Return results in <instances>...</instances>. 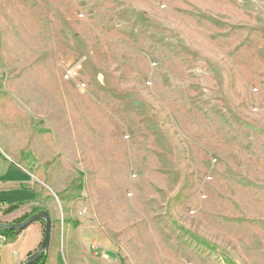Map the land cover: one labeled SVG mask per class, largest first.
<instances>
[{"label":"rangeland","instance_id":"1","mask_svg":"<svg viewBox=\"0 0 264 264\" xmlns=\"http://www.w3.org/2000/svg\"><path fill=\"white\" fill-rule=\"evenodd\" d=\"M0 81L120 211L136 264H264V0H0ZM11 167L0 183L30 181Z\"/></svg>","mask_w":264,"mask_h":264},{"label":"crops","instance_id":"2","mask_svg":"<svg viewBox=\"0 0 264 264\" xmlns=\"http://www.w3.org/2000/svg\"><path fill=\"white\" fill-rule=\"evenodd\" d=\"M52 3L57 8L58 0ZM33 84L42 86L41 81ZM47 86L52 88L49 83ZM0 91L3 92L0 95V176H8L11 166L21 164L28 166L31 176L24 184L8 179L0 183V188L6 190L15 188L31 193V197L16 205L8 206L6 201H0V205L3 203L6 209L19 207L18 211L25 214L34 207L49 211L53 232L46 264H136L127 240L123 239L124 226L117 218H108V215H121L120 211L97 207L95 198L88 196L90 192L84 180L78 179L77 157L64 149L66 145L54 130L37 125L36 120H44L42 113L33 111L32 114L19 107L18 98L6 96V83L1 81ZM22 98L28 100L25 96ZM49 100L53 99H48V103ZM34 224L32 240L24 250L19 247L22 252L15 264H22L42 242L44 228L40 222ZM25 231L6 245L21 244Z\"/></svg>","mask_w":264,"mask_h":264},{"label":"water","instance_id":"3","mask_svg":"<svg viewBox=\"0 0 264 264\" xmlns=\"http://www.w3.org/2000/svg\"><path fill=\"white\" fill-rule=\"evenodd\" d=\"M37 222L45 223L42 242L39 248L31 256H28L22 264H34L35 262L40 260L42 256L48 254L51 246L53 232V220L49 211H41L22 223H0V230L15 231L21 234L28 227Z\"/></svg>","mask_w":264,"mask_h":264},{"label":"trees","instance_id":"4","mask_svg":"<svg viewBox=\"0 0 264 264\" xmlns=\"http://www.w3.org/2000/svg\"><path fill=\"white\" fill-rule=\"evenodd\" d=\"M18 207H10L4 214L8 215L13 213L15 210H17ZM46 210L43 207H34L29 213H26L23 217H21L19 220L15 221L14 223H22L32 217L33 215ZM43 226L45 227V223L40 222ZM19 236L18 232L15 231H7V230H0V237L4 238L6 241H12L15 240ZM34 253V252H33ZM33 253H30L28 256H31ZM48 260V254H45L44 256L41 257L40 260L35 262L34 264H46Z\"/></svg>","mask_w":264,"mask_h":264},{"label":"built area","instance_id":"5","mask_svg":"<svg viewBox=\"0 0 264 264\" xmlns=\"http://www.w3.org/2000/svg\"><path fill=\"white\" fill-rule=\"evenodd\" d=\"M72 74H73L72 72H68V75H69V76L67 75V76H66V79H69L70 76H72Z\"/></svg>","mask_w":264,"mask_h":264}]
</instances>
